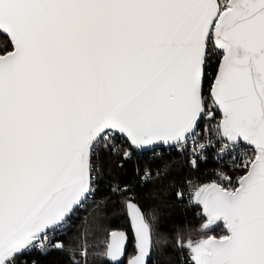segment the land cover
<instances>
[{
  "label": "snow or ice",
  "instance_id": "6c2138e0",
  "mask_svg": "<svg viewBox=\"0 0 264 264\" xmlns=\"http://www.w3.org/2000/svg\"><path fill=\"white\" fill-rule=\"evenodd\" d=\"M0 264H264V0H0Z\"/></svg>",
  "mask_w": 264,
  "mask_h": 264
},
{
  "label": "trees",
  "instance_id": "16d2710c",
  "mask_svg": "<svg viewBox=\"0 0 264 264\" xmlns=\"http://www.w3.org/2000/svg\"><path fill=\"white\" fill-rule=\"evenodd\" d=\"M208 167H211V165H209ZM188 218L191 220V222L195 225V224H197L199 221H198V219L190 212L189 213V216H188ZM217 231H220V229L219 228H217Z\"/></svg>",
  "mask_w": 264,
  "mask_h": 264
}]
</instances>
